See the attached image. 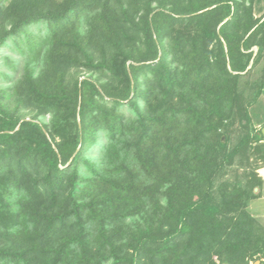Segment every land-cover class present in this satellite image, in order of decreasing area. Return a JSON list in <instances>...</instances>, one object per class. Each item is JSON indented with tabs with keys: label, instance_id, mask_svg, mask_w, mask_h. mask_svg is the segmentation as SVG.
<instances>
[{
	"label": "trees",
	"instance_id": "obj_1",
	"mask_svg": "<svg viewBox=\"0 0 264 264\" xmlns=\"http://www.w3.org/2000/svg\"><path fill=\"white\" fill-rule=\"evenodd\" d=\"M261 2L0 0V264H264Z\"/></svg>",
	"mask_w": 264,
	"mask_h": 264
},
{
	"label": "rangeland",
	"instance_id": "obj_2",
	"mask_svg": "<svg viewBox=\"0 0 264 264\" xmlns=\"http://www.w3.org/2000/svg\"><path fill=\"white\" fill-rule=\"evenodd\" d=\"M262 7H264V0L260 3ZM260 13L257 12V16H259ZM255 49V47H253ZM261 103V102H260ZM264 102L259 105H253L249 108V111H251V117L253 119V122H262L264 121ZM259 127V126H257ZM250 209L254 214L261 213L264 215V191H262L261 196L257 199H254L250 202ZM264 219V217H262Z\"/></svg>",
	"mask_w": 264,
	"mask_h": 264
},
{
	"label": "crops",
	"instance_id": "obj_3",
	"mask_svg": "<svg viewBox=\"0 0 264 264\" xmlns=\"http://www.w3.org/2000/svg\"><path fill=\"white\" fill-rule=\"evenodd\" d=\"M263 100H264V99H263ZM263 102H264V101H263ZM258 105H259V104H258ZM263 109H264V107H263ZM254 123H255V126H261L262 124H264V121H262V122H254ZM256 171H257L258 175L262 178V186H261V188H260V191H261V193H262V191H264V165L258 167V168L256 169ZM256 215L260 216V215H262V214H261V213H258V214H256ZM262 216H264V215H262Z\"/></svg>",
	"mask_w": 264,
	"mask_h": 264
},
{
	"label": "water",
	"instance_id": "obj_4",
	"mask_svg": "<svg viewBox=\"0 0 264 264\" xmlns=\"http://www.w3.org/2000/svg\"><path fill=\"white\" fill-rule=\"evenodd\" d=\"M255 50H256V47H255ZM261 133L264 137V126L261 128ZM254 264H259V261H255Z\"/></svg>",
	"mask_w": 264,
	"mask_h": 264
}]
</instances>
